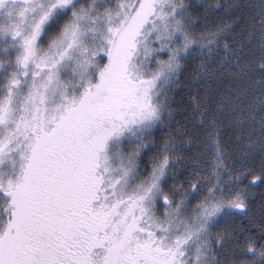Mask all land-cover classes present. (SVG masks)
<instances>
[{
    "label": "snow or ice",
    "instance_id": "obj_1",
    "mask_svg": "<svg viewBox=\"0 0 264 264\" xmlns=\"http://www.w3.org/2000/svg\"><path fill=\"white\" fill-rule=\"evenodd\" d=\"M0 264H264V0H0Z\"/></svg>",
    "mask_w": 264,
    "mask_h": 264
}]
</instances>
